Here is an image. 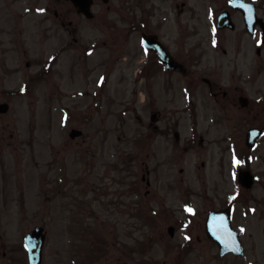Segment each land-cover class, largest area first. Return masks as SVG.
Listing matches in <instances>:
<instances>
[{"label":"flooded vegetation","instance_id":"af4514ba","mask_svg":"<svg viewBox=\"0 0 264 264\" xmlns=\"http://www.w3.org/2000/svg\"><path fill=\"white\" fill-rule=\"evenodd\" d=\"M98 1L103 2L107 11L114 8L117 13L116 25L110 27L125 36L114 44L118 46L116 61L124 63L136 59L138 64L131 77L132 92L133 102L139 103L142 100L149 112L146 133L141 138L148 144V176L145 179L142 175V178L147 185L145 193L150 196V205H146L148 217L157 225L152 235L161 238L167 236L168 240H172L169 248H176L180 259L178 263L170 262L172 264H183L188 255L199 256L197 253L192 254V250L201 246L206 252V264H218V258L223 257H230V264H234L233 261L238 258L245 259L251 251L256 252L258 240V234L252 232L250 235L253 237L254 234L255 240L252 239V244L248 247L245 245L243 236L246 223L250 225L252 222H264V182L259 180L260 175L253 165L258 159L261 162L264 160V146L260 147V144H264V43L257 44L264 35V0H0V80L3 75L10 73L7 59L12 49L18 48L25 52L29 40H36L40 47L51 40L50 55L42 57L43 54H40V57L25 62L26 66H40L37 73L29 76L28 84L36 81L37 77L46 75L51 68L54 79L58 81L66 75V80L70 81L69 86L74 87L78 76L73 70L79 64V80L83 86L89 87L91 72L97 67L104 69L108 66L105 56V59H99L95 63L93 69L90 65L89 57L93 50L91 46H95V42L91 43L86 33L91 20L102 19L94 9ZM171 16L174 18L173 23L168 25ZM144 36H147V41L143 40ZM101 44L105 46L106 37ZM105 71L104 74L99 73L95 80V86L98 85L97 93L92 94L97 100L81 112L85 114L86 125L91 124V108L101 111L107 107V102L116 103L104 90L96 95L99 93L97 88H103L108 81ZM116 76L115 80L121 82L126 75ZM55 85L59 97L61 92L58 83ZM3 92L10 94L7 90ZM76 96H90V91L85 87L82 93L65 97L71 100ZM0 102L8 103L5 99ZM56 106L64 111L62 116L66 114V117H70L69 105L58 103ZM124 112L121 110L120 114ZM3 113L5 112L0 111V114ZM102 116L98 121L102 127L98 126L102 130L100 153L96 156V153H90L89 148L85 150L81 170L85 177L84 184L80 183L79 177L74 180L71 176L63 181L57 175L56 182L59 179L62 181L59 189L56 185L58 191L67 188L68 194L74 196L75 191L78 197L82 192V200L84 193L90 189L89 184L94 185L92 189H99L102 185L105 176L97 174L95 168L100 166L109 152L108 144L111 141L108 138L112 130L117 127L122 129L125 125L118 114L117 118L121 121L115 118V126L109 131L106 118L101 119ZM137 118L140 119L138 116ZM226 128L228 133L224 138L217 136L218 139H210L208 136L215 129ZM182 129H189L191 133L181 141ZM7 131L5 125L0 126L1 140L9 135H6ZM170 135L173 141L170 140ZM236 138L244 142L241 151L234 142ZM136 140V137H128L121 131L115 137V153H111L109 157L115 156L120 176L115 200L106 197L100 203L110 217L103 219L107 224L102 223L104 228H97L95 238H89V229L83 224L88 217L100 220L93 211L97 207H93L92 199L78 201L70 197L67 204L71 207L72 215H78L76 219L81 221L72 231L80 237L87 236L91 245L88 247L89 252L91 249L98 251L94 244L99 243L104 254L109 250V254L113 253V258L116 257L117 260L125 254L132 256L138 249L133 238L140 208L135 169L138 162ZM224 140L227 142L225 150L230 153L228 175L223 169L222 157L219 160L221 170L212 174V171L210 173L207 170L211 146L220 145V141ZM194 145L199 159L196 187L194 191L186 188L180 190L179 201L190 202L182 201L181 206H178L187 217L169 221V213L166 211L171 208L165 203L166 193L163 188L171 184L168 178L169 162L179 157L185 159ZM258 146L260 148L257 150ZM161 153L166 157L158 159L157 155ZM234 155L241 161L236 170L233 169ZM69 165H73V162L68 163L62 156L54 158L51 163V167H55L64 176ZM179 172H183L182 167ZM242 174L249 178L244 179ZM91 177L96 181L91 180ZM176 183H183L182 176ZM76 186L79 187L75 188ZM111 203L114 206H110ZM185 205L195 211L197 217L194 223L191 218L194 214L188 215L193 211H187ZM209 213H214L212 235L206 226ZM241 218L245 222L239 221ZM190 219L193 223L191 228H194L190 232L186 231L183 241L179 242L178 228H185L186 223L189 226ZM226 222L238 232L241 254L228 250L231 244L226 240L229 237ZM240 222L245 223L244 227ZM193 231H196L195 235ZM124 237L130 241H126Z\"/></svg>","mask_w":264,"mask_h":264},{"label":"rangeland","instance_id":"374dc122","mask_svg":"<svg viewBox=\"0 0 264 264\" xmlns=\"http://www.w3.org/2000/svg\"><path fill=\"white\" fill-rule=\"evenodd\" d=\"M113 1L111 2L112 7L114 6ZM104 6L101 1H98V4L94 6L97 11L96 14L102 16V19L98 21L91 20L88 23L90 25L86 37L91 40V43L95 42V46H91L93 50L89 57L91 69L96 66L95 63L99 59H105L104 56L108 59V66L104 69L101 66L97 67L91 72V84L89 87L83 86L82 81L79 80V75L81 74V71L78 70L79 64H76L73 70L78 76V78L76 77L78 81L74 82V87L69 86L70 81L66 80V75L58 79V81L54 79L51 68L48 69L46 75L39 76L32 84H28L29 76L37 73L40 66L38 64L26 66L25 62L30 61L32 58L40 57V54H43L41 55L42 57L50 55L52 51L51 40H48L42 47L36 40H29L26 43L25 52L22 49L14 48L10 52L9 59H7L10 73L9 75H3L0 80V100L5 99L9 104L7 111L0 114V126L5 125L8 130L6 135L8 133L10 135H7L4 140L0 139V264H28L23 247V236L35 225H41L46 231L41 264H124V262L128 264H168L170 262L178 263L180 260L178 259L177 249L169 248L172 242L171 239L168 240L167 236L161 238L152 235L157 225L154 224L153 219L148 217L149 212L146 208V205H150V196L145 193L147 188L145 179L148 176L146 165L149 164L148 144L141 138L143 137L142 134L145 136L146 133L149 112L146 110L142 100L139 103L133 102L134 93L132 92L133 81L131 77L134 75L138 64L136 59L124 63L116 61L118 46L114 44L120 41L121 38L124 39L125 36H121L114 28L110 27L116 25L117 13L114 8L107 11ZM173 19L171 16L168 20L170 23L167 24L172 25ZM36 37L37 35H35ZM104 37H106L105 46L101 44ZM62 68L64 69L65 67ZM100 68L102 71L99 70ZM104 71L108 75V81L103 88H97L99 93L96 95H100V91L104 90L105 94L112 96L116 103L107 102V107L101 111L91 108V124L86 125L85 114L81 112L86 110V107L91 105L94 100H97L92 94L93 92L97 93L96 86L98 85L95 86V80L99 73L104 74ZM120 74L126 75L121 82L115 80L116 75ZM56 83H58L61 92L59 97H57L58 94L56 93ZM23 84L27 85V91L21 93L18 89ZM85 87L89 89L90 96H76L71 100L65 97L78 92L82 93ZM6 90L10 94H4L3 91ZM65 92L67 94H64ZM141 94L139 95L140 99L143 97ZM58 103L70 106L69 114L71 115L69 118L66 117V114L61 115L64 111L57 108L56 105ZM121 110L126 112L120 114ZM118 114L125 122V125L122 129L120 127L113 129L116 122L115 118L118 117ZM100 116H102L101 119L106 118L108 130L113 129L108 138V141H111L112 144H108L109 152L103 158L100 166L97 165L95 168L97 174L101 173V175L105 176L102 185L99 186V189H92L94 185L89 184L90 189L84 193L82 199H86V201L92 199L93 207H97L93 211L98 214L97 218L100 219L88 217L87 222L83 223L89 229L87 235H89L91 240L96 237L97 228H102V223H106L103 219L107 220L110 217L106 215L100 203L105 201L106 197L115 200L117 180L120 173H118L119 170L116 167L115 156L109 157L111 153H115V137L121 131L126 133L128 137L137 138L135 150L138 155V162L135 169H137V198L140 208L133 238L138 245V249L132 256L125 254L119 260L116 257L113 258V253L109 254V250L108 253L104 254L100 250L99 243L94 244V247H98V251L91 249L89 252L88 247L91 245L87 236L80 237L72 231L81 221L76 219L78 215H72L71 207L67 206L70 202V197L82 201L80 199L82 192L79 193L78 197L75 191L73 196L70 195L71 193L68 194L66 192L67 188H63L60 191L56 188L57 185L59 189L62 183L60 179V182H56L57 175H60L63 181L70 179L69 177L71 176H73L72 179L74 180L75 177H79L80 183L82 184L83 182L84 184L85 177L81 174V170H83L86 148L90 149L91 154L96 153V156L100 153V141L102 140V130H100L102 127L98 123ZM118 120L121 121L120 119ZM71 126L80 128L82 134L70 138L68 133ZM188 133L190 135L191 130L182 129L180 131L181 141ZM227 133V128L224 130L215 129L212 133L209 132L208 136L210 139H213V137L218 139L216 138L217 136L224 138ZM170 140L173 141L172 135H170ZM234 142L239 147V151H241L244 146L243 140L239 141L236 138ZM111 145L112 147L110 148ZM226 145L227 142L224 140L220 141V145L211 146L210 161L207 162L209 163L207 170L210 173L212 171V174H216V172L221 170L219 160L222 157L223 169L225 174L228 175L230 153L225 150ZM262 146L264 144H260V147ZM260 147L258 146L257 150ZM194 148L195 145L186 154L185 159L179 157L177 160L172 159L169 162L168 178H170L171 184L169 187L163 186L166 193L165 203L171 208L166 211L169 213V221H174V219L182 220L187 217V214L183 212L184 210L182 211L178 206H181L182 201L190 202V200L179 201L180 190L186 188L194 191L196 187L195 178L199 159L195 153L196 148ZM61 156L68 163L73 162V165H69L70 168L66 171V176L63 173L61 175L55 167H53L54 169L51 167L53 159ZM160 157L166 156L161 153L157 155L158 159ZM253 165L257 170L256 173L260 175L259 180L264 182V160L261 162L258 159L253 162ZM239 166L240 164H235L233 169L236 170ZM180 167L183 168L181 173L179 172ZM142 175H144L145 179L142 178ZM181 176L183 183L177 184L176 182ZM94 179V177H91V180ZM257 185H260V183ZM78 187L76 186L75 188ZM190 197L193 201L194 197L192 194ZM172 203H176V205ZM110 206H114V204L111 203ZM74 211L76 212L75 209ZM194 213L195 211L193 210V213L188 215H193ZM112 217H114V214H112ZM195 217H197L195 214L191 216L193 223L195 222ZM239 221L245 222L242 218ZM243 222H240L242 227L245 224ZM193 223L190 219L189 226L186 223L185 228L183 226L178 228L177 240L179 242L183 241L185 233L190 232L194 228H191ZM263 227L264 222L254 224L252 222L250 225L246 223L243 236L245 245L248 247L252 244L251 240H255L254 234L253 237L250 235L253 232L258 234L257 249L255 253L251 251V254L245 259L238 258L234 260V264H239L240 262L241 264H264ZM254 229L256 230L255 232L253 231ZM195 232L193 231V235L196 234ZM124 239L128 240L125 237ZM192 252V254L197 253L199 256L188 255L184 259L183 264H206L205 260L207 257L203 246L193 249ZM218 260V264H230L232 262L230 257L218 258Z\"/></svg>","mask_w":264,"mask_h":264},{"label":"water","instance_id":"95a60500","mask_svg":"<svg viewBox=\"0 0 264 264\" xmlns=\"http://www.w3.org/2000/svg\"><path fill=\"white\" fill-rule=\"evenodd\" d=\"M7 108L6 103H0V110L5 111ZM79 131L72 130L71 136H74ZM44 241V232L42 227L36 226L24 237V242L27 248L29 264H40L42 257V245Z\"/></svg>","mask_w":264,"mask_h":264},{"label":"snow or ice","instance_id":"6c2138e0","mask_svg":"<svg viewBox=\"0 0 264 264\" xmlns=\"http://www.w3.org/2000/svg\"><path fill=\"white\" fill-rule=\"evenodd\" d=\"M37 11H45V9H37ZM261 43H264V35H262V38L257 41V44H261ZM233 163L234 164H240L241 161L234 155L233 156ZM233 175L235 176V173H233ZM185 209L189 212L193 211V209L191 207H189L188 205H185Z\"/></svg>","mask_w":264,"mask_h":264}]
</instances>
